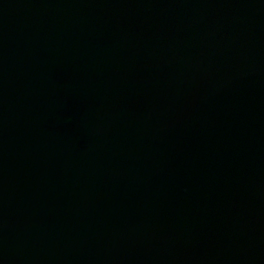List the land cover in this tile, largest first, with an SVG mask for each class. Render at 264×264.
Instances as JSON below:
<instances>
[{"label": "water", "instance_id": "water-1", "mask_svg": "<svg viewBox=\"0 0 264 264\" xmlns=\"http://www.w3.org/2000/svg\"><path fill=\"white\" fill-rule=\"evenodd\" d=\"M0 264H264V0H0Z\"/></svg>", "mask_w": 264, "mask_h": 264}]
</instances>
